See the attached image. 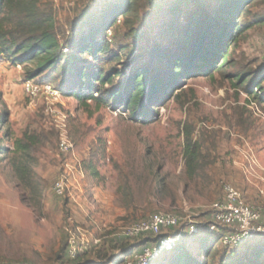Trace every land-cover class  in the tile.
<instances>
[{"label": "rangeland", "instance_id": "rangeland-1", "mask_svg": "<svg viewBox=\"0 0 264 264\" xmlns=\"http://www.w3.org/2000/svg\"><path fill=\"white\" fill-rule=\"evenodd\" d=\"M124 1L40 0L39 9L51 15L64 45L70 41L68 33L81 30L87 17H92L86 24L90 27L99 19L96 13L114 11ZM136 1L133 12L118 17V26L111 23L114 29L107 31V38L114 37L113 50L122 51L121 61L107 70L129 73L133 56L137 65L153 67L151 39L183 27L197 3L211 13L215 6L214 0ZM249 10L251 15L239 21L248 28L229 48L232 63L225 75L186 80L180 103L172 99L156 103L152 117L145 120L121 109L103 105L96 109L92 101L89 111L84 110L70 95L78 91L74 73L70 78L31 74L29 79L22 67L0 61V264H115L123 248L137 246L136 241L115 237L122 228L156 214L206 213L221 197L223 184L264 210V103L234 87L237 76L251 80L264 70V0ZM124 79L121 76L116 83ZM26 82L49 84L60 98L48 102L42 95L30 96ZM261 88L254 95L264 96V84ZM98 89L94 83V92ZM252 103L261 117L249 109ZM186 124L201 147L200 168L192 177L183 156ZM63 132L73 145L66 156L58 150ZM24 134L36 140L28 156L14 152ZM19 163L26 167L24 176L16 172ZM63 175L67 189L58 197L52 187ZM71 235L78 242L87 239L90 248L69 260ZM208 248L213 256L207 259ZM245 251H227L215 237L192 236L153 263L181 264L189 256L199 264H230Z\"/></svg>", "mask_w": 264, "mask_h": 264}, {"label": "trees", "instance_id": "trees-1", "mask_svg": "<svg viewBox=\"0 0 264 264\" xmlns=\"http://www.w3.org/2000/svg\"><path fill=\"white\" fill-rule=\"evenodd\" d=\"M214 1L213 13L197 3L194 11L188 14L189 18L183 27H178L174 33L170 32L166 36L161 32L158 39L150 40L151 61L155 64L153 67L137 65L136 56H133L130 72L127 73L125 70H107L114 61L120 62L122 57V51L113 50L114 37L110 35L111 38H107V31H113L111 23L118 26V17H127L133 12L137 6L136 0H125L114 11L100 10L96 13L99 19L90 27L86 24L92 22V17H87L81 30L68 33L70 41L64 45L60 44L55 33L51 15L39 9L40 0H0V61L22 67L29 79H32L31 74L38 76L59 73L70 78L72 75L69 74L74 73L73 76L78 79V91L72 90L70 95L84 110L89 111L88 101H92L96 109L102 105L115 110L121 109L133 117L145 120L152 117L151 109L156 103L165 104L170 99L180 103L186 80L198 75L209 78H213L215 74L225 75L226 68L231 66L229 48L248 28L240 26L239 21L251 15L249 7L254 6L258 0ZM85 29L86 33L81 34ZM133 34L138 35L137 32ZM96 62L101 63L98 69L94 68ZM88 69L90 72L87 74ZM252 75L254 73L249 74ZM121 76L125 79L116 83ZM94 83L99 85L97 92L93 90ZM262 84L264 70L251 80L244 74L237 76L234 87L246 92L260 104L264 103V96L254 95V91L259 90L261 93ZM84 88H87L86 93L82 92ZM190 92L193 95L191 90ZM192 133V126H183V156L191 177L200 168L201 159V147L193 141ZM23 137L24 142H15L14 152L28 156L36 140L27 134ZM15 169L21 176L27 174L26 167L21 163L16 164ZM97 175L94 172L93 177ZM174 233L175 230H171L167 235ZM200 235L207 236V239L215 237L218 241L220 237L219 234L207 231L194 236ZM189 237L192 236L185 234L176 249L184 241H188ZM133 241H136L137 246L133 249L123 248L121 258L115 264H125L126 259L133 254L131 251L137 250L143 243L141 240ZM221 247L231 252L245 248L246 251L230 264H264V235L255 236L238 249ZM205 252L207 259L213 256L209 248ZM185 259L181 264H199L189 256Z\"/></svg>", "mask_w": 264, "mask_h": 264}, {"label": "built area", "instance_id": "built-area-1", "mask_svg": "<svg viewBox=\"0 0 264 264\" xmlns=\"http://www.w3.org/2000/svg\"><path fill=\"white\" fill-rule=\"evenodd\" d=\"M261 65H264V47L261 54ZM24 89L30 96H44L48 102L60 98V94L49 84L38 85L26 82ZM248 107L255 116H262L253 103ZM58 150L64 156L73 151L72 142L65 132L61 133L59 138ZM67 184V178L63 175L52 187L54 194L58 197L63 196ZM263 214L264 210L261 206L248 203L239 190L230 184H223L221 197L211 204L206 213L201 215H152L132 222L122 228L115 237L120 240L143 241L142 245L126 259L125 264H151L162 253L176 248L185 234L194 236L203 231L219 234L221 246L238 249L255 236L264 235ZM171 230H175V233L167 235ZM94 243L96 245L99 242ZM89 248L90 243L87 239L82 238L78 242L76 236L71 235L67 256L74 259Z\"/></svg>", "mask_w": 264, "mask_h": 264}]
</instances>
